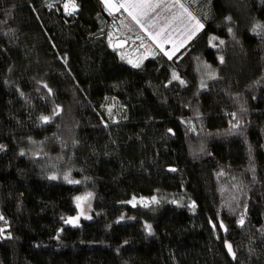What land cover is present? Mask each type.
I'll return each mask as SVG.
<instances>
[{
	"label": "trees",
	"instance_id": "obj_1",
	"mask_svg": "<svg viewBox=\"0 0 264 264\" xmlns=\"http://www.w3.org/2000/svg\"><path fill=\"white\" fill-rule=\"evenodd\" d=\"M57 1L0 0V264H264V0H204L137 68L101 0Z\"/></svg>",
	"mask_w": 264,
	"mask_h": 264
},
{
	"label": "rangeland",
	"instance_id": "obj_2",
	"mask_svg": "<svg viewBox=\"0 0 264 264\" xmlns=\"http://www.w3.org/2000/svg\"><path fill=\"white\" fill-rule=\"evenodd\" d=\"M101 1L105 10L115 21L110 29L112 47L114 40L118 38L126 40L128 42L127 46L123 49H117V54L125 63L136 68L141 67L147 58H154L158 55L172 58L178 55L180 50L189 44L190 39L202 29L199 28V25H202L203 21L201 17H198L196 7L199 4L205 9L203 7L204 0ZM49 2L51 5H53L51 2L58 4L57 0H49ZM67 2V0L63 2V12H65L64 5ZM252 26L254 32L264 36V22L255 20ZM193 32H195V35H191ZM198 72L202 82L215 73V71L206 68L203 70L198 69ZM161 201L180 206L193 205L184 195L169 192L162 195L160 192L154 191L147 195L133 196L128 204L149 209ZM90 204L91 197L89 195L88 197L82 196L79 199V211L76 216L86 217ZM68 219L74 220L73 222L77 220L74 216Z\"/></svg>",
	"mask_w": 264,
	"mask_h": 264
},
{
	"label": "snow or ice",
	"instance_id": "obj_3",
	"mask_svg": "<svg viewBox=\"0 0 264 264\" xmlns=\"http://www.w3.org/2000/svg\"><path fill=\"white\" fill-rule=\"evenodd\" d=\"M70 3H71V0H70ZM64 8H65V10H66V12H67V14H69V15H71V14H73V11L75 10V4L74 3H71V9H72V11H70L69 10V8H70V4H68V3H66L65 5H64ZM134 19H136L135 17H133ZM137 22H139V21H137ZM203 27V25H199V28H202ZM198 30V29H197ZM191 35H195V32H193ZM189 38H191V36H189ZM214 39V38H213ZM167 54V53H166ZM169 58H171V57H169ZM173 78L175 79V78H177L176 76H175V74L173 75ZM44 122H47V120H48V117H42L41 118ZM52 179H55V177H51ZM66 179H67V177H66ZM70 182H72V181H70ZM80 198L78 197L77 198V200H79ZM79 206V205H78ZM0 219H2V218H0ZM67 223H72L73 221L72 220H69V221H66ZM240 223L241 224H243V219H241V221H240ZM149 227V230H150V226H148ZM229 247V251H231V247L230 246H228Z\"/></svg>",
	"mask_w": 264,
	"mask_h": 264
},
{
	"label": "water",
	"instance_id": "obj_4",
	"mask_svg": "<svg viewBox=\"0 0 264 264\" xmlns=\"http://www.w3.org/2000/svg\"><path fill=\"white\" fill-rule=\"evenodd\" d=\"M127 41L124 40V39H121V38H118L116 40H114V46L115 48H124L126 45H127ZM225 248H226V252L228 254L229 257H231V260H235L236 259V256L234 254V251H233V246L232 244L229 242V241H226L225 244H224ZM231 247V251H229V247Z\"/></svg>",
	"mask_w": 264,
	"mask_h": 264
},
{
	"label": "built area",
	"instance_id": "obj_5",
	"mask_svg": "<svg viewBox=\"0 0 264 264\" xmlns=\"http://www.w3.org/2000/svg\"><path fill=\"white\" fill-rule=\"evenodd\" d=\"M68 1V0H67ZM72 3V2H71ZM71 3H70V1H68V4H70V8H69V10L70 11H72V9H71ZM78 10V7L75 5V10L73 11V13H75L76 11ZM66 11V10H65Z\"/></svg>",
	"mask_w": 264,
	"mask_h": 264
}]
</instances>
